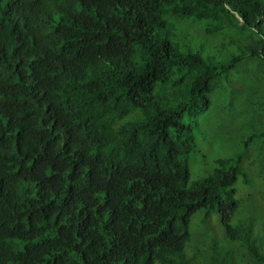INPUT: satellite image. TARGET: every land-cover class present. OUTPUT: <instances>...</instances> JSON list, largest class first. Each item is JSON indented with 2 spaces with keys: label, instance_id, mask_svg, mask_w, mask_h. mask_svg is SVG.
<instances>
[{
  "label": "trees",
  "instance_id": "1",
  "mask_svg": "<svg viewBox=\"0 0 264 264\" xmlns=\"http://www.w3.org/2000/svg\"><path fill=\"white\" fill-rule=\"evenodd\" d=\"M262 155L264 0H0V264H264Z\"/></svg>",
  "mask_w": 264,
  "mask_h": 264
},
{
  "label": "rangeland",
  "instance_id": "2",
  "mask_svg": "<svg viewBox=\"0 0 264 264\" xmlns=\"http://www.w3.org/2000/svg\"><path fill=\"white\" fill-rule=\"evenodd\" d=\"M212 150H213V153L217 152L216 145L212 146ZM260 158L263 160L262 163H264V155H262ZM255 172H256V175H255V177H256L255 178L256 189L258 190V192H261L263 190V187H264V178L258 173L257 170ZM252 204H255V206L257 207L258 210L261 209V208H258L262 205L260 200L256 199ZM200 224H197V225H200Z\"/></svg>",
  "mask_w": 264,
  "mask_h": 264
}]
</instances>
